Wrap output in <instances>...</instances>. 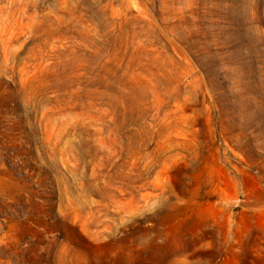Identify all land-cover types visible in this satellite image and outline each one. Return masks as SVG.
Returning <instances> with one entry per match:
<instances>
[{
  "label": "rangeland",
  "instance_id": "obj_1",
  "mask_svg": "<svg viewBox=\"0 0 264 264\" xmlns=\"http://www.w3.org/2000/svg\"><path fill=\"white\" fill-rule=\"evenodd\" d=\"M0 264H264V0H0Z\"/></svg>",
  "mask_w": 264,
  "mask_h": 264
}]
</instances>
